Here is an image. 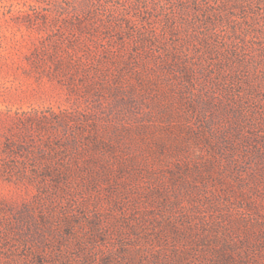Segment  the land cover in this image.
<instances>
[{"label":"rangeland","instance_id":"374dc122","mask_svg":"<svg viewBox=\"0 0 264 264\" xmlns=\"http://www.w3.org/2000/svg\"><path fill=\"white\" fill-rule=\"evenodd\" d=\"M0 264H264V0H0Z\"/></svg>","mask_w":264,"mask_h":264}]
</instances>
